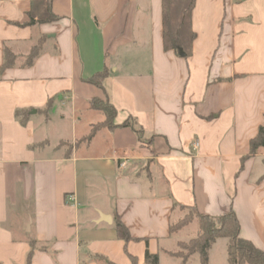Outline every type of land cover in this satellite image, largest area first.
<instances>
[{
	"label": "crops",
	"instance_id": "0c3cea01",
	"mask_svg": "<svg viewBox=\"0 0 264 264\" xmlns=\"http://www.w3.org/2000/svg\"><path fill=\"white\" fill-rule=\"evenodd\" d=\"M93 99L117 127L87 140L105 120ZM263 126L264 0H0V264H26L32 242V264H183L179 207L233 209L264 251Z\"/></svg>",
	"mask_w": 264,
	"mask_h": 264
},
{
	"label": "trees",
	"instance_id": "16d2710c",
	"mask_svg": "<svg viewBox=\"0 0 264 264\" xmlns=\"http://www.w3.org/2000/svg\"><path fill=\"white\" fill-rule=\"evenodd\" d=\"M168 37L171 40V46L174 49L178 48L177 39L170 33ZM41 46L34 47L31 51L30 56L27 58V65H31L35 59L39 56ZM14 64V56L6 51L5 53V64L3 68H8ZM108 70L105 69L100 73L94 75L88 80L89 83L96 85L103 89V81L108 76ZM92 109L100 112L104 115V122L93 126L91 134L87 140H91L92 137L101 129L108 128L114 129L115 119L117 118V110L109 103L108 100L93 99L91 102ZM17 117H22L21 122L24 123L28 119L27 112L16 113ZM121 127L133 129L139 136L141 135L140 129L135 127L132 118L124 122ZM264 147V126L260 127L258 135L251 141V154L256 153L260 148ZM182 209L194 210L196 215V221L193 219L185 218L181 223L171 226V234L177 233L181 227L188 226L194 222L197 223L198 230L196 238L191 240L189 246H181L183 250L188 252L186 256H180L183 260V264H187L189 259L193 255H199L201 264H209V255L213 245L219 239H227L229 241L227 247L228 264H264V251L256 247L251 241L241 237V226L240 222L234 212L231 209L228 213H225L218 217H211L200 214L193 207H181ZM115 228L118 236L121 240L131 241L132 236L127 227L122 223L121 220L116 221ZM37 249L35 242L31 243V251L28 254L27 263L32 264L33 253ZM131 264H136L134 259H131ZM145 261L147 264H159L158 255H152L149 252L146 253Z\"/></svg>",
	"mask_w": 264,
	"mask_h": 264
},
{
	"label": "rangeland",
	"instance_id": "374dc122",
	"mask_svg": "<svg viewBox=\"0 0 264 264\" xmlns=\"http://www.w3.org/2000/svg\"><path fill=\"white\" fill-rule=\"evenodd\" d=\"M67 145L68 144L65 143V144H63V147L66 148ZM185 218H188L187 220L193 219V221H196V215H195L194 210L192 211L191 209H182L181 207L177 208L176 217H175L173 225L181 223L182 220H184ZM197 230H198V226H197L196 222H194L193 225L190 224L188 226L181 227V229L177 233H179V232L181 233L180 239H182L183 241L179 242L177 250L174 253L175 256L179 257L178 255H180V256L188 255V252L183 250V248L181 246L182 245L183 246H185V245L189 246L190 241L196 238ZM220 258H221V247L218 246L216 253H215V259L217 260V263L220 261ZM190 264H201V261H200L198 255L194 256V258L191 259Z\"/></svg>",
	"mask_w": 264,
	"mask_h": 264
},
{
	"label": "built area",
	"instance_id": "2783aa9c",
	"mask_svg": "<svg viewBox=\"0 0 264 264\" xmlns=\"http://www.w3.org/2000/svg\"><path fill=\"white\" fill-rule=\"evenodd\" d=\"M125 166H126V164H125V163H123V164H122V167H125ZM68 200H69V201H71V200H73V198H72V197H70Z\"/></svg>",
	"mask_w": 264,
	"mask_h": 264
}]
</instances>
